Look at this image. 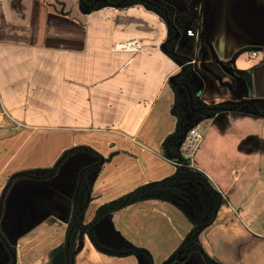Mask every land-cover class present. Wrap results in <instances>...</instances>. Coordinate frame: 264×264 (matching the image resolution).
<instances>
[{
    "label": "crops",
    "instance_id": "obj_1",
    "mask_svg": "<svg viewBox=\"0 0 264 264\" xmlns=\"http://www.w3.org/2000/svg\"><path fill=\"white\" fill-rule=\"evenodd\" d=\"M156 1L182 24L168 47L190 58L185 80L199 105L232 107L204 120L192 155L223 197L194 240L216 264H264V0ZM107 6L0 0V264H64L85 166L101 165L84 224L102 204L177 170L163 142L176 126L170 78L183 63L161 48L168 27L139 4ZM81 146L100 157L82 150L49 179L22 175ZM192 226L174 203L139 201L92 227L111 251L87 230L74 233L71 264H205L179 251Z\"/></svg>",
    "mask_w": 264,
    "mask_h": 264
},
{
    "label": "trees",
    "instance_id": "obj_2",
    "mask_svg": "<svg viewBox=\"0 0 264 264\" xmlns=\"http://www.w3.org/2000/svg\"><path fill=\"white\" fill-rule=\"evenodd\" d=\"M152 1H154V3H156V4L155 5L147 4V3L141 2L139 0H125L122 2L121 7H127V6H131V5L139 4L143 7H145L146 9H149V10L153 11L154 13L160 15L162 17V20L165 23H166V21H165L164 10H166L167 16L169 17V19L181 31L182 24L179 22L178 19H176L174 17L173 13L167 7H165V5L162 4L161 2L156 1V0H152ZM108 2H110V1L108 0ZM83 3H87V2H85L84 0H79V5L81 4V6H83ZM101 3H105V2L99 1V2L95 3L93 8H91L90 10L98 9L97 4H101ZM110 3H115V2H110ZM166 26L168 27V30L170 32L169 36L171 37L174 34V31L172 30L170 25H168L167 23H166ZM175 42H176V40H172L171 42H169L168 46L171 48L175 44ZM181 55H183V54H181ZM175 58L184 64V67H183L182 71L180 72V75L176 78V81L174 83H171V87H172L173 92H174V102H173L172 107H171V112H172V115L174 116V118L176 120V126H175L174 131L171 134H169L168 137L163 142V145H164V148L166 149V151L170 154H173V155H177L178 148L172 146V139L173 138L175 139L177 136H179L182 133L181 121L183 119V110H182L181 106H182L183 101L185 102L186 100H188L190 102V97H191L192 102H193V105L191 107L193 109L197 108L198 112L205 115V116L212 117L213 115H216L218 112H220L219 109H215V108H219V107H207V106L199 105V103L197 102V100H196V98L192 92L191 87L188 86V84L186 83V80H185V75L190 70V65H188V60H186L185 58H183L181 56H176ZM239 105L236 106L237 109L240 106H243V107L246 106V107L250 108V106H248L247 104H243L240 106ZM253 109L260 112L257 107L253 108ZM82 150H88L95 157H100V155L97 152H95V151H93L90 148L85 147V146L71 148L69 150H66L60 156V158L56 161L55 165L52 168H46V169L40 170V171L27 170V171H24L22 173V175H24L28 178L37 179V180L49 179L50 177H52L56 173L60 164L68 156H70L71 154H73L75 152L82 151ZM180 162H181V165L179 167H177L176 172L172 176L167 177V178L160 180L158 182H151L148 184L138 186L135 189H133L132 191L99 206L97 208V210L95 211V216H94L93 220L88 224L83 223L82 216L84 215L86 207L91 200V188H90L89 174L94 170L95 171L99 170L101 165L98 163H94L92 165L85 166L84 168H82L78 174L76 200H75V203L73 206V213H72V217H71V220H70V223L68 226V230H67L68 231V233H67L68 245L66 246L65 251H64V264H71V260H72L71 240H72V236L74 233H76L78 231L87 230L89 235H90V238L92 239V241L95 245V247L99 251L100 250L111 251L110 248L99 244L94 237V234H93L91 229L97 223V221L100 218L107 216V215H109V214H111L117 210L124 209L125 207H127L133 203L141 201V199H143L144 194H145L144 200L155 199V196L152 195V193L155 194V193H161L163 191L166 192V189L177 185L178 179H181V178H184L185 180L190 179L191 181L198 183L201 187H203L205 190H207L211 200L213 201V204H212L211 208L209 210H207L208 211L207 214H204V215L202 214V218H200L199 222H194L192 224L193 226H192L190 232L186 235V238L180 247L184 248L185 250L189 249V250H195V251L199 252V254L201 255L202 260L204 261L205 264H216L214 261L211 260V258H209L202 251L201 246L198 243H196L194 239H195L196 233L198 231H200L201 229H204L205 227L212 224V222L214 220V216H215L217 206L222 202L223 197L218 191H216L212 187L210 181L207 179V177L200 170H198L196 168H191L189 166V164H190L189 158L184 157L183 155H180ZM10 181H11V179L9 180V183H10ZM163 195H165V194H162V196ZM120 252H122V251H120Z\"/></svg>",
    "mask_w": 264,
    "mask_h": 264
},
{
    "label": "rangeland",
    "instance_id": "obj_3",
    "mask_svg": "<svg viewBox=\"0 0 264 264\" xmlns=\"http://www.w3.org/2000/svg\"><path fill=\"white\" fill-rule=\"evenodd\" d=\"M84 1L87 3H91L93 0H84ZM109 1L117 2L120 0H109ZM80 7H81V10L85 12L90 10V9L84 8L83 6H81V4H80ZM104 7H108L107 4L105 3L97 4V8H104ZM183 67H184V64H183ZM205 124L206 122L204 121L200 122L199 127L202 132H203L202 127H204ZM197 144L194 145L195 147L192 146L193 150H195V148L197 147ZM192 155L193 154L189 155L190 167L195 168V165L192 160ZM92 173L94 174V172ZM90 174H89V179H90V176L93 175V174L91 175ZM163 192L155 193V194L152 193V195L155 196V200L174 203L183 212L186 218L190 220L192 224L194 222H199L200 218H202V214L203 215L207 214L208 213L207 210H209L213 204V201L211 200L207 190L201 187L198 183L191 181L190 179H187V180H185L184 178L178 179L177 185L170 187L166 189V192L164 193ZM162 194H165V195L162 196ZM144 197H145V194L143 195V199H141V201H144ZM162 231H164V228H162ZM176 239H177L176 236L169 237L170 243L174 242ZM179 249H183V248L180 247Z\"/></svg>",
    "mask_w": 264,
    "mask_h": 264
},
{
    "label": "built area",
    "instance_id": "obj_4",
    "mask_svg": "<svg viewBox=\"0 0 264 264\" xmlns=\"http://www.w3.org/2000/svg\"><path fill=\"white\" fill-rule=\"evenodd\" d=\"M186 33L192 34L193 29L191 27L186 28ZM256 55V51H251L245 61L250 62ZM181 107L183 110V119L181 121L182 133L175 139H172V146L178 148V153L177 155L170 153L167 155L168 160L172 162L176 168L181 165L180 155L189 158V155L193 154L194 150L192 146L196 145L203 135L199 127L200 122L210 118L209 116L199 113L198 110H194L188 100L185 102L183 101ZM0 114L5 115V111L1 110Z\"/></svg>",
    "mask_w": 264,
    "mask_h": 264
},
{
    "label": "water",
    "instance_id": "obj_5",
    "mask_svg": "<svg viewBox=\"0 0 264 264\" xmlns=\"http://www.w3.org/2000/svg\"><path fill=\"white\" fill-rule=\"evenodd\" d=\"M99 1H103L105 2L106 4L110 5V6H113V7H118V6H121L122 2L125 1V0H121V1H118V2H115V3H110L108 2L107 0H93L91 3H83V6L87 9H91L93 8L94 4L99 2ZM141 2H144V3H147V4H153L155 5L156 3H154V1L152 0H139ZM165 12V21L168 25H170V27L172 28V30L174 31V34L169 37L161 46L162 50H164L165 52H168L174 56H181L183 58H185L186 60L190 61V58L186 55H181V53H178V52H175L173 50H171L169 47H168V43L171 42L172 40H177L178 37L180 36V30L178 29V27L172 23V21L169 19V17L167 16V11L164 10ZM180 75V73L174 75L172 78H170V82L171 83H174L176 81V78ZM251 106L253 108H256V106L252 103H250ZM190 105L192 106L193 105V102H192V98L190 97ZM232 107H219V108H215V109H219V110H227V109H231ZM194 110H198L197 108H194ZM100 162H102V159L100 160ZM14 177V175L12 176ZM68 243V241H67ZM9 248V251L13 257V263L15 262V256H14V253L12 251V249L8 246ZM184 249H181L179 251L183 252Z\"/></svg>",
    "mask_w": 264,
    "mask_h": 264
},
{
    "label": "flooded vegetation",
    "instance_id": "obj_6",
    "mask_svg": "<svg viewBox=\"0 0 264 264\" xmlns=\"http://www.w3.org/2000/svg\"><path fill=\"white\" fill-rule=\"evenodd\" d=\"M108 1V0H107ZM121 1V0H120ZM95 5V4H94ZM68 245V243L66 244V246ZM8 247V246H7ZM8 251H9V248H8ZM10 252V251H9ZM11 254V253H10Z\"/></svg>",
    "mask_w": 264,
    "mask_h": 264
}]
</instances>
